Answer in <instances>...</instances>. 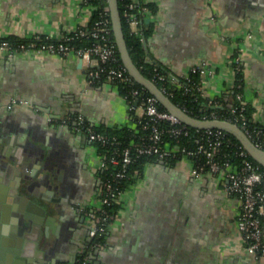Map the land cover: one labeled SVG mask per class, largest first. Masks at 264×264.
I'll list each match as a JSON object with an SVG mask.
<instances>
[{"label": "crops", "instance_id": "0c3cea01", "mask_svg": "<svg viewBox=\"0 0 264 264\" xmlns=\"http://www.w3.org/2000/svg\"><path fill=\"white\" fill-rule=\"evenodd\" d=\"M78 1L0 0V36L39 33L57 39L89 19L91 7ZM148 1L155 4V15L144 39L147 57L176 74L206 60L214 72L201 78V89L229 104L234 74L228 57L239 52L243 98L264 124V0ZM98 66L95 58L73 53L8 56L0 50V148L5 146L9 157L0 165L23 170L20 176L32 192L21 186L19 193L46 204L45 217L50 216L40 237H29L20 251L6 249L17 215L10 191L17 174L12 166L7 172L0 168V264L72 260L87 243L89 223L76 207L97 203V148L59 120L81 112L95 126H132L141 112L139 106L129 111L113 82L90 77ZM12 98L27 104L7 108ZM190 166L182 159L148 162L126 184L105 245L93 252L91 264H264V256L244 249L235 222L237 202L222 181L207 173L194 176ZM43 186L50 200L40 197Z\"/></svg>", "mask_w": 264, "mask_h": 264}, {"label": "built area", "instance_id": "2783aa9c", "mask_svg": "<svg viewBox=\"0 0 264 264\" xmlns=\"http://www.w3.org/2000/svg\"><path fill=\"white\" fill-rule=\"evenodd\" d=\"M98 1H102V4L98 18L91 28L87 27L92 14L91 2L90 0H80L81 4L91 7L89 19L85 23L63 32L57 39L36 33L27 38L26 41L17 44L1 40L0 50L8 56L16 53L45 52L56 55L73 53L87 60L95 58L99 62V66L89 72L93 80L100 75L101 71H105L107 80L124 82L131 86L135 80L123 64L106 66L107 63L117 60V48L114 39L111 37L112 28L109 26L110 15L107 0L104 3L103 0ZM146 1L121 0L120 2V17L124 18L130 29L137 35L142 34V24L149 23V20L155 15V11L148 6ZM79 35L90 36L93 41L85 46H75L69 42L73 36ZM228 64L234 74V99L229 104L224 103L216 96H206L201 89V78L205 75L212 76L214 72L206 60L191 65L188 70L177 75L185 80H189L191 74L198 75V81L186 84L184 90L187 91L194 87L201 95L206 96L205 104L211 110L199 118L224 119L237 124L229 117L232 115L239 122L237 125L254 144L264 149L262 128L249 126L245 115L242 113L247 103L242 92L243 69L240 53L235 52L229 56ZM154 77L172 82L177 80L173 73L155 72ZM145 89L139 84V86L130 87V96L122 94L129 110L137 106L141 109L140 114L137 115V128L131 132L128 144H122V140L115 135H108L95 130L93 124L81 112L60 118L59 123L61 125H70L73 129L83 132L89 141L97 142L100 145L101 149L97 150L100 181L97 186V203H86L79 206L89 223L87 243L72 260L48 261L44 264H91L93 252L105 245L108 225L115 213L112 205L119 202V197L126 186L123 180H127L128 183L134 181L139 175L137 169H134L129 175L128 166L142 154L153 155L160 161L184 157L190 160V172L194 176L205 173L212 176L222 174L220 180L225 191L237 202L238 212L235 222L241 233L244 249L255 257L264 256V172L260 163L255 159H249L247 157L249 154L242 144H236L232 141L224 129L194 127L196 130H191L190 127L192 126L181 121L164 107L159 106L156 97L150 92L145 93ZM160 89L164 92V89ZM132 101L134 102L132 103ZM15 104H27V100L12 98L6 107L10 108ZM103 170H106L107 173L102 176Z\"/></svg>", "mask_w": 264, "mask_h": 264}, {"label": "trees", "instance_id": "16d2710c", "mask_svg": "<svg viewBox=\"0 0 264 264\" xmlns=\"http://www.w3.org/2000/svg\"><path fill=\"white\" fill-rule=\"evenodd\" d=\"M119 4V9H121L120 2L121 0H117ZM91 7H92V14L90 17V20L88 21L87 27L91 28L94 24V21L98 18V12L101 7L102 1L98 0H90ZM106 2V0H103V3ZM148 6L155 11V4L152 1H146ZM121 25H122V31L123 36L126 42V46L128 48V51L130 53V56L133 60V62L136 64V66L139 68V70L148 78L153 80L156 85L159 88L164 89V92L169 96V98L178 106H180L182 109H184L187 113L193 116H202L204 114H208L211 108L206 105V96L201 95L198 90H196L194 87H191L189 90L185 91L184 86L186 84H192L194 82L198 81V75L197 74H191L189 80H185L178 76L176 73L171 72L168 68H166L164 65L157 63L156 61L151 60L147 57L146 50L144 47V39L148 36V34L151 31L152 23H146L142 24V34L137 35L135 34L131 29L130 26L127 24V22L124 20V18L121 16ZM109 26L111 27V20L109 16ZM111 37L114 39L113 32L111 29ZM1 40H7L11 44H17L22 41H26L27 38H22L13 34H7L0 36ZM92 38L90 36L86 35H79V36H73L72 39L69 40V42L75 46H85L89 45L92 42ZM116 61L107 63L106 66L116 65V64H122V61L120 59L118 51H116ZM155 72L159 73H173L175 75V78L177 79L175 82L168 81L166 79H156L154 77ZM106 79L105 71H101L100 75L95 79L96 81H102ZM114 84H116L119 92L121 94H128L130 96L129 89L131 86H139V83L134 81L131 86L124 82H118V81H112ZM145 93H149L148 90H144ZM134 101H132L133 103ZM159 106L163 107L160 103ZM130 112L133 111V109L129 110ZM253 107L249 105L248 103L245 105L244 109L242 110V113L245 115L247 119V123L249 126H259L262 128V131L264 133V124L255 120L253 117ZM232 121L237 122L232 115L229 116ZM134 122L132 126L129 125H122V126H104L99 125L95 126L93 125L94 129L97 131H102L108 135H115L117 138L122 140V144H128L130 142L131 132L134 131L137 128V116L133 118ZM191 130H196L194 127H190ZM227 136L234 141L236 144H241L236 137H234L232 134L227 133ZM183 141V140H181ZM92 143L96 146L97 150H100L101 147L97 142L92 141ZM249 159L254 160L250 155L247 156ZM158 161V159L155 158L153 155H140L133 160L130 165L128 166V173L129 175L133 172L134 169H137L139 172V175L143 173L144 167L148 162L152 161ZM179 160L178 158H169L167 160H163V162H167L169 164H173L175 161ZM261 166V165H260ZM262 171L264 172V167L261 166ZM107 171L103 170L101 172L102 176L105 175ZM124 184H127V180H123ZM115 209L117 204L112 205ZM263 223H264V217H263Z\"/></svg>", "mask_w": 264, "mask_h": 264}, {"label": "water", "instance_id": "95a60500", "mask_svg": "<svg viewBox=\"0 0 264 264\" xmlns=\"http://www.w3.org/2000/svg\"><path fill=\"white\" fill-rule=\"evenodd\" d=\"M109 15L111 20V28L114 36V41L116 44L117 51L119 53L122 64L127 69L128 73L133 77V79L144 86L151 94H153L158 102L168 111L173 113L184 123L192 127H217L224 129L228 133L232 134L238 139L242 146L246 149L248 154L255 159L261 166L264 167V149L258 147L254 142L246 135V133L234 122L224 119H204L197 116L190 115L180 106L175 104L168 95H166L150 78L146 77L133 62L126 42L123 36L121 17L118 8L117 0H107ZM5 146L0 148V162L6 160L9 161L5 155ZM22 161V159H21ZM18 162V161H17ZM20 164V163H19ZM22 164V163H21ZM8 166H12V171L17 174L15 177L17 179L16 185L10 187V191L13 193L14 202L13 209L17 212L16 218L12 217L11 224L8 233L10 237V244L6 246L9 251L17 252L26 246L29 241V237H40L42 232V225L46 226L49 219V215H46L47 205L40 204L33 201L29 196L24 193H19V188L22 186L28 193H31V187L24 182L25 180L21 178L20 174H23V170H19L15 164L7 163L6 165H0V168L8 170ZM20 167V166H19ZM24 170L28 174H36L33 168L30 170L28 166L24 165ZM32 172V173H31ZM41 174V171L40 173ZM21 187V188H22ZM44 187V186H43ZM42 188V193L39 194L42 199L50 200L51 197L48 196L49 190ZM13 189V190H12ZM37 194V195H38ZM22 199H26V205H22ZM49 206V205H48ZM30 212V213H29ZM39 215V218L37 217ZM37 230V233L35 232ZM36 233V234H35ZM36 259V258H35ZM54 259V258H53ZM54 262L57 260H53ZM30 263L43 264L44 262L38 260H31Z\"/></svg>", "mask_w": 264, "mask_h": 264}, {"label": "rangeland", "instance_id": "374dc122", "mask_svg": "<svg viewBox=\"0 0 264 264\" xmlns=\"http://www.w3.org/2000/svg\"><path fill=\"white\" fill-rule=\"evenodd\" d=\"M78 2H79V1H78ZM79 3H80V2H79ZM77 6H78V4L76 3V4H75V7L77 8ZM115 86H116V84H115ZM116 87H117V86H116ZM117 89H118V88H117ZM97 157H98V155H97ZM181 159H182V160H186V161L189 163V165L191 164V163H190V160H188V159H186V158H184V157L181 158ZM97 166H99V160L97 161ZM190 167H191V166H190ZM190 171H191V170H190V168L188 167V172L191 173ZM208 174H209V173H208ZM221 176H222V174H218V175L216 176V178H217L218 181H220ZM237 212H238V209H236V214H237Z\"/></svg>", "mask_w": 264, "mask_h": 264}, {"label": "flooded vegetation", "instance_id": "af4514ba", "mask_svg": "<svg viewBox=\"0 0 264 264\" xmlns=\"http://www.w3.org/2000/svg\"><path fill=\"white\" fill-rule=\"evenodd\" d=\"M95 175H96V184L98 185L99 184V181H100V179H99V174H98V170H97V172L95 173ZM76 208H78L79 209V206H77ZM82 213V212H81ZM32 264V263H31Z\"/></svg>", "mask_w": 264, "mask_h": 264}]
</instances>
